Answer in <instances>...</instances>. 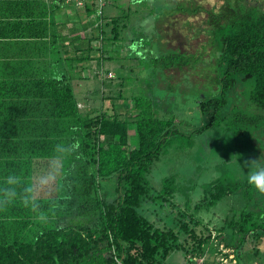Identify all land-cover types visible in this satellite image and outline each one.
<instances>
[{
    "label": "trees",
    "instance_id": "trees-1",
    "mask_svg": "<svg viewBox=\"0 0 264 264\" xmlns=\"http://www.w3.org/2000/svg\"><path fill=\"white\" fill-rule=\"evenodd\" d=\"M237 6H223L218 19L210 12L212 26H227L220 38L221 92L197 102L205 122L187 136L189 142L221 120L220 110L236 75L255 80L251 99L264 109V3L249 7L242 0ZM256 11L259 14L253 15ZM125 19L111 21L112 49L101 47L94 54L89 50L83 60L69 54L76 61L67 57V66L40 62L32 52L21 65H0V184L10 172L21 175L25 184L36 182L45 172L55 174L54 188L37 191L35 210L17 200L0 211V264H167L180 251L188 264L202 257L212 240L209 227L196 218L197 211L209 210L239 192L247 201L256 200L258 192L246 179L228 182L220 177L191 205L193 210L179 211L175 229L159 227L139 213L144 202L161 203V209L176 206L180 194L175 177L164 179L157 193L148 177L179 131L174 118L161 116L164 100L142 90L145 78L131 73L116 76L106 65L118 61L114 54L123 57L132 52L123 58H137L141 75L151 69L185 71L191 69V57L181 51L162 54L148 40L122 42L127 25L118 22ZM105 36L107 31L100 28L97 39ZM93 69L103 83L120 80L130 87L137 80L139 86L128 88L131 95L121 88L115 96L114 85H109L95 109L83 110L75 87L85 80L84 70ZM109 186L115 196L107 202ZM261 202H255L257 210L224 218L217 228L218 239L227 248H236L239 264H246L247 241L258 246L264 239V199ZM73 206L77 217L72 216ZM200 226L208 235L197 231ZM183 236L185 243L180 242Z\"/></svg>",
    "mask_w": 264,
    "mask_h": 264
},
{
    "label": "rangeland",
    "instance_id": "rangeland-1",
    "mask_svg": "<svg viewBox=\"0 0 264 264\" xmlns=\"http://www.w3.org/2000/svg\"><path fill=\"white\" fill-rule=\"evenodd\" d=\"M238 2L242 0L115 1L114 5H117L114 12L118 9L116 16L126 18L118 22L119 25H127V29L122 34V42H129L133 39L148 40L154 49L158 48L157 50L162 51V54L181 51L191 57V67H189L191 69L187 68L185 71L167 72L161 69H151L150 72L143 71L141 75L137 58L132 61L123 58H130L133 56L132 52H124L123 57H117L118 55L114 54L118 61L107 62L106 65L108 70L116 72V76L131 73L132 77H137L139 74L140 77L145 78V83L141 84L142 90H148L151 96L164 100L161 116L176 120L175 124L179 133L174 138L172 148L155 163L148 177L155 193L162 189L164 179L170 176L175 177L180 194L176 199V206L167 204L161 209L159 208L161 203L144 202L138 208L141 215L159 227L175 229L176 221L180 217L179 211L193 210L194 206L191 205L198 203L204 196L205 188L220 177L228 182L245 181L246 172L237 167L236 155H239L241 163L244 159L258 157L261 162H264V109L257 106L251 99L255 88L253 78L234 76L235 82L233 88L227 93L226 106L220 110L221 120L218 124L203 134L195 136L194 142L193 139L189 142L190 138H187L205 122L197 102L216 97L221 92L219 81L221 79L222 44L220 38L221 34L227 31V26L225 23L220 28L212 26L209 22L210 12H214V19H218L223 6L238 9ZM245 2L249 7H257L263 6L264 0H245ZM224 7L223 10H225ZM193 10L198 11L195 13ZM105 11L107 12V9ZM257 14H259L258 11L253 12V15ZM109 27L110 32L111 23ZM136 33H142L144 36L135 35ZM108 36L112 37V34ZM142 43L139 44L143 46L144 43ZM150 66L154 65L150 64ZM83 74L85 80L77 82L75 87L80 107L83 110L89 107L95 109L104 96L102 92L105 89L108 90L109 85H114L113 94L115 96L119 94L121 88V92L125 95H131L132 92L128 88L139 86L137 80V82H131L130 87L124 86L120 80L116 83L111 81L114 84L108 81L103 83V79L96 78L94 69L84 70ZM96 89H98L97 94L92 96ZM49 188L54 187L50 185ZM114 193L113 187L109 186L107 194L104 193L108 199L107 202L113 200ZM242 196V192H239L223 199L209 210L196 212V218L201 220L204 226H208L212 234V240L204 248L205 252L202 255L206 257V264H219V250L221 246H226L217 237L219 235L217 228L223 225V219L239 215L245 210H257V206H254L255 202L259 205L264 199V195L259 193L256 195V200L251 202ZM186 201L190 202L189 206H185ZM72 212V216L77 217L78 212L75 206ZM197 231L208 235L201 226ZM186 239V236H183L180 242L185 243ZM260 242L258 246H255L251 245L250 241L248 248H243L245 259L249 256L264 258V239ZM235 243L238 245L237 242ZM231 248H234L236 252L235 247ZM257 251L259 253L254 254ZM181 255V251L174 252L168 258L167 264H184ZM200 257V255L197 256L198 262H200Z\"/></svg>",
    "mask_w": 264,
    "mask_h": 264
},
{
    "label": "crops",
    "instance_id": "crops-1",
    "mask_svg": "<svg viewBox=\"0 0 264 264\" xmlns=\"http://www.w3.org/2000/svg\"><path fill=\"white\" fill-rule=\"evenodd\" d=\"M115 1L87 0L85 6L79 7L47 0H0V65H21L26 54L32 52L40 62L64 67L69 54L83 60L89 50L94 54L101 47L112 49L108 30L117 17ZM100 28H105L108 38L97 39ZM74 58L70 60L75 62ZM95 61L90 64L97 65ZM245 260L246 264H264L263 257L249 256Z\"/></svg>",
    "mask_w": 264,
    "mask_h": 264
},
{
    "label": "clouds",
    "instance_id": "clouds-1",
    "mask_svg": "<svg viewBox=\"0 0 264 264\" xmlns=\"http://www.w3.org/2000/svg\"><path fill=\"white\" fill-rule=\"evenodd\" d=\"M236 164L241 171L246 172L247 183L259 194L264 195V162L258 157L244 159L241 163L239 155H236ZM54 182L55 174L50 172H45L31 184H25L21 175L10 172L0 184V211H6L17 200L25 207L35 210L37 191L47 190Z\"/></svg>",
    "mask_w": 264,
    "mask_h": 264
},
{
    "label": "built area",
    "instance_id": "built-area-1",
    "mask_svg": "<svg viewBox=\"0 0 264 264\" xmlns=\"http://www.w3.org/2000/svg\"><path fill=\"white\" fill-rule=\"evenodd\" d=\"M49 3H63V4H74L76 6H85L87 0H47ZM111 76V75H110ZM220 256L218 258L219 264H239L237 254L234 249L221 246ZM206 257H200L198 262L197 256L194 257L191 263L188 264H206Z\"/></svg>",
    "mask_w": 264,
    "mask_h": 264
}]
</instances>
